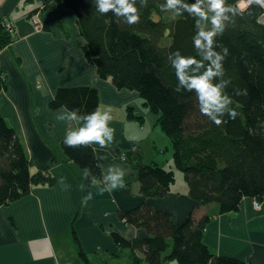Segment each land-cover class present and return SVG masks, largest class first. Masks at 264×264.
<instances>
[{"label":"trees","instance_id":"obj_1","mask_svg":"<svg viewBox=\"0 0 264 264\" xmlns=\"http://www.w3.org/2000/svg\"><path fill=\"white\" fill-rule=\"evenodd\" d=\"M39 1L43 11L57 14V8L63 6L75 15L85 41V59L99 67L100 79H109L119 91L135 92L143 105L158 115L157 125L170 141L173 167L183 175L189 198L201 206L216 207L199 220L190 214L181 224H174L169 214L146 204L119 213L120 221L147 236L127 240L111 232L118 250H129L133 264H244L214 255L204 244L203 235L213 215L236 213L243 198L259 202L264 198V24L258 22L260 7L251 5L242 10L235 23L216 38V51L228 49L223 66L225 78L232 83L225 92L232 98L230 107L237 112L234 120L225 115L226 122L217 126L199 112L195 92L174 91L178 81L169 55L179 50L182 55L196 56L192 41L195 21L187 13L167 24L162 18L167 12L157 6L164 0H148V6L140 8V22L129 26L117 21L111 12L98 13L95 0ZM239 1L227 3L236 5ZM6 25L0 18V53L16 41L12 24L11 31ZM42 29L50 30L45 24ZM166 37L168 45L163 44ZM6 82L0 72V94L6 91ZM236 88L247 89V95L237 96ZM62 106L91 113L98 107L97 91L90 87L59 88L48 108L56 111ZM61 149L69 162L82 171L90 169L101 180L91 146L72 148L62 143ZM30 166L15 130L0 114V207L27 196L32 186L52 183L43 173L32 175ZM134 169L145 199L162 198L175 180L174 171L157 164L139 163ZM113 257L118 258L119 253Z\"/></svg>","mask_w":264,"mask_h":264},{"label":"crops","instance_id":"obj_2","mask_svg":"<svg viewBox=\"0 0 264 264\" xmlns=\"http://www.w3.org/2000/svg\"><path fill=\"white\" fill-rule=\"evenodd\" d=\"M43 6L39 0H0V18L12 24L16 40L0 53V72L9 74V79L5 75L7 89L0 94V114L15 130L31 163L30 173H43L52 181L32 186L27 196L0 207V264H118L125 258V249L118 250L110 233L128 236L127 240L147 235L134 228L136 236L131 238V226L120 221L117 214L146 204L169 214L174 224H181L190 214L199 220L215 212L216 207L201 206L189 198L183 175H177L173 167L170 141L162 136L158 118L145 112L150 110L139 102L138 95L119 91L109 79L96 77L94 64L83 55L85 41L75 15L63 6L57 8V14L43 11ZM15 22L20 23L16 31ZM44 24L49 31L42 29ZM75 87L94 88L97 109L110 110L114 143L107 149L91 147L101 173L109 165L130 170L122 189L95 195L96 188L83 180V171L62 152L68 125L55 119L59 110H49L48 103L59 88ZM144 146L155 154L147 163H143ZM161 162L174 171V183L162 198L145 199L134 168L139 163L164 168ZM61 179L66 190L59 183ZM88 191L94 198L84 206L82 199ZM203 242L216 256L264 264V199L259 210L253 209L250 198H243L236 213L213 215ZM116 253L118 258L113 257Z\"/></svg>","mask_w":264,"mask_h":264},{"label":"clouds","instance_id":"obj_3","mask_svg":"<svg viewBox=\"0 0 264 264\" xmlns=\"http://www.w3.org/2000/svg\"><path fill=\"white\" fill-rule=\"evenodd\" d=\"M240 1L241 3L233 5L227 3V0H194V2L164 0L157 5L161 12L174 11L177 15L187 13L195 21V35L192 41L196 56H185L177 50L168 57L178 81L174 91L195 92L199 112L217 126L226 122L225 115L234 120L237 112L230 107L233 101L225 92L232 83L230 78H225L223 66L228 49L216 51L219 46L216 38L222 36L226 29L235 23V18L241 14L243 8L251 5L264 8V0ZM147 6L148 0H95L98 13L105 15L111 12L117 21L123 20L129 26L140 22V8ZM197 56L199 59L196 58ZM93 69L94 74L99 78V67L93 66ZM234 92L237 96L247 95V89L236 88ZM55 119L68 125L63 139L64 145L68 147L98 145L101 149H107L114 143L115 129L109 126L112 120L110 110L97 109L91 113L81 114L77 109L68 110L62 106ZM74 124L77 126L74 127ZM129 171L117 165H109L106 169H102V177L98 181L91 170L85 168L83 180L90 181V187L96 188L95 195H104L106 192L112 193L124 188L125 177ZM59 183L64 185L63 179ZM64 187L66 190L67 185ZM80 187L83 190L85 185L82 183ZM93 198L94 193L88 191L82 199V204L86 206ZM129 230L132 232L131 238H135L134 227H130ZM125 238L129 237L125 236Z\"/></svg>","mask_w":264,"mask_h":264},{"label":"rangeland","instance_id":"obj_4","mask_svg":"<svg viewBox=\"0 0 264 264\" xmlns=\"http://www.w3.org/2000/svg\"><path fill=\"white\" fill-rule=\"evenodd\" d=\"M156 18V17H155ZM163 20L167 23V24H171L172 22H174L176 19H177V14L174 12V11H168L163 17ZM158 18H156V20H157ZM20 22H24V21H22V20H20ZM31 23L33 24V22L31 21ZM19 24L20 23H18V22H15V26H14V31H16V29H17V27L19 26ZM7 26H10V28H8V30H11V25H7ZM16 35V34H15ZM18 37V35H16V38ZM163 44L164 45H168L169 44V39H168V37H166L165 38V40H164V42H163ZM12 52H14L13 50H12V48H11V50H10V55L12 56ZM18 66V65H17ZM19 72H20V69H19ZM5 75L8 77V79H9V74H8V72L7 71H5ZM137 98H138V100H139V102L142 104V99L140 98V97H138L137 96ZM0 104H1V102H0ZM140 104V105H141ZM32 105H33V103H32ZM142 106V105H141ZM146 111V113L147 114H149V116H151L152 118H154V117H156V118H158V115H155V114H152L151 112H149L147 109H145ZM7 121V120H6ZM145 122V125H144V127L146 128V129H148L149 128V123H148V121L147 120H145L144 121ZM159 128V127H158ZM161 132V131H160ZM163 134V133H162ZM162 136H164V138H166L165 137V135L163 134ZM168 139V138H167ZM166 139V140H167ZM169 152L171 153V155H172V150H171V145H170V143H169ZM162 152H163V154H166V152H165V149L164 148H162ZM142 153H143V163H147V162H145V161H151V159H152V157L153 156H155V154L152 152V149H150L148 146H144V148H143V151H142ZM158 161V160H157ZM160 161V160H159ZM160 163V162H159ZM162 164L161 165H163V167L165 168V169H172L171 167L169 168V166H166L165 164H163L164 162H161ZM170 166H171V164H170ZM162 167V166H161ZM177 173V175H179V176H182V174L180 173V172H176ZM171 242H169V248H168V250H167V253L171 250V248H170V246H171V244H170ZM124 252H125V258L122 260V259H120L118 262V264H132V263H130V261L128 260V255H129V253H128V251L125 249L124 250ZM170 264H176L175 262H169Z\"/></svg>","mask_w":264,"mask_h":264},{"label":"built area","instance_id":"obj_5","mask_svg":"<svg viewBox=\"0 0 264 264\" xmlns=\"http://www.w3.org/2000/svg\"><path fill=\"white\" fill-rule=\"evenodd\" d=\"M239 3H241V1H239L238 2V4ZM244 9H246V8H243L242 10H244ZM261 10H262V13H261V15L258 17V22L260 23V24H264V8H260ZM8 25H10V24H8ZM10 28V26H7L6 25V28ZM38 27V26H37ZM7 28V29H8ZM9 31H11V30H9ZM264 199V198H263ZM251 201H252V207H253V209L254 210H259L260 209V207H261V202H259L258 200H255V199H251Z\"/></svg>","mask_w":264,"mask_h":264},{"label":"bare ground","instance_id":"obj_6","mask_svg":"<svg viewBox=\"0 0 264 264\" xmlns=\"http://www.w3.org/2000/svg\"><path fill=\"white\" fill-rule=\"evenodd\" d=\"M18 47L21 48V45L19 44Z\"/></svg>","mask_w":264,"mask_h":264}]
</instances>
